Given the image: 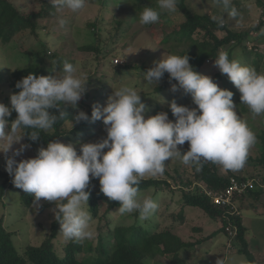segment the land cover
Returning a JSON list of instances; mask_svg holds the SVG:
<instances>
[{"label":"clouds","instance_id":"obj_1","mask_svg":"<svg viewBox=\"0 0 264 264\" xmlns=\"http://www.w3.org/2000/svg\"><path fill=\"white\" fill-rule=\"evenodd\" d=\"M51 3L59 13L61 25L65 23L66 10L76 12L85 6V0ZM178 3L179 0H157L155 8L144 6L139 14L140 24L158 23L161 13L176 12ZM217 3L230 16L237 15L232 0ZM212 19L220 26L225 22L223 15ZM214 65L239 91L240 102L254 116L264 115V73L230 59L226 51L219 52ZM141 73L143 80L155 87L167 73L170 81L174 79L184 93L191 95L195 107L173 100L169 107L175 121L164 111L145 116L148 106L141 100L140 92L121 85L113 89L104 106L93 104L90 117L83 110L72 117L76 123L100 120L106 133L97 141L81 143L79 153L71 143L51 140L46 147H39L34 157L19 161L14 158L30 147L20 143L25 135L36 141L41 131L67 119L64 107L76 108L86 93L87 80L77 75L68 60H64L59 74L30 72L15 83L19 91L10 94V107L0 102V153L7 154L13 143L20 144L13 156H5V170L17 188L33 194L37 204L44 200L56 205L55 218L65 241L82 242L92 236L90 213L85 208L90 178H97L101 192L119 202L121 214L135 212L141 220H147L158 205L152 196L140 194L144 177L162 175L171 159L197 171L204 162L218 164L225 170H239L256 143L255 133L236 111L233 93L194 70L186 52L162 55ZM177 84H172V91L177 90ZM12 111L17 115L9 121ZM186 142L187 150L181 151L179 146Z\"/></svg>","mask_w":264,"mask_h":264},{"label":"rangeland","instance_id":"obj_2","mask_svg":"<svg viewBox=\"0 0 264 264\" xmlns=\"http://www.w3.org/2000/svg\"><path fill=\"white\" fill-rule=\"evenodd\" d=\"M15 1L22 10L30 11L32 9H39L42 6L43 0ZM119 1L121 0L109 2L108 9L105 11L100 8L98 0H85V6L82 9L76 12L65 11V23L63 25L58 23V16L51 14L47 18L39 20L42 27L38 30L39 34L37 37L31 34L29 30H26L16 34L9 43H0V73L4 78L0 83V102L9 106L10 94L15 93L10 85V81L12 74L13 77L20 78L18 74H15L18 68H23L29 62H32L39 68L50 66L51 75H54L55 72L57 74L60 73L64 60H68L76 68L77 75L86 80L88 77L90 78V83L86 86L87 91L97 89L96 84H100L101 88L97 89V94L101 98L98 101L92 99L91 102L93 104L104 106L113 89L121 85H128L135 87L140 92L141 100L148 106L145 116L155 115L154 109L156 106L161 107L159 112L164 111L168 114L171 111L169 104L173 100L180 105L195 107L191 95L184 93L179 88L177 82L167 83L166 78L163 77L155 87V85H150L144 81L141 73L144 72L143 66H152L153 62L160 59L162 55L170 53L183 54L194 49L189 42L185 43V41H182L179 43L173 37L175 35L173 33L169 34L171 36L170 40H161L166 36L167 32L175 30L177 25L184 20L182 13L179 11L167 13V16H164L165 19H168L167 21L159 20L158 23L146 27L140 24L138 13H132L130 11L131 8L126 6L127 4L122 5L120 8L118 7V9L114 7L117 6L115 3ZM260 1L264 2V0ZM232 3L238 10L236 18L230 16L223 9V6L217 3V0H187V5L193 13L210 15L212 17L223 15L224 23L232 30H246L251 26H256L258 21L263 19L261 14L262 9L257 4V0H232ZM56 14L59 15L58 11ZM113 14L119 15L124 20L120 27L110 22ZM96 19L99 20L97 24L100 26L97 29L98 34H95L96 29H92L90 24V22L93 23ZM217 34L222 36L224 32H217ZM97 42H100V46L103 47L102 50L105 56L100 55L98 58V55L94 52L83 51L78 48L84 44H96ZM245 42L249 47L257 46L259 52L262 54L258 72L264 73V29H261L259 32L252 31L249 39ZM43 45L48 47L49 52H56L57 57H43L39 54ZM228 48L229 46H225L219 52H227ZM202 53L205 52L202 51ZM33 54L37 55L32 56ZM231 58L249 65L252 55L245 53L241 47H236L231 53ZM115 59H118L119 62L115 63ZM205 63L206 66L197 72L210 76L220 88L228 89L233 93L232 99L236 105L238 115L241 119L247 121L248 126L256 135V143L250 148L244 167L239 170L230 171L235 176L255 181V184L250 189L261 191L258 195L259 198L256 199L258 201H254L252 195H245V197L240 195V197L235 196L234 202L236 206L242 205L241 219L242 217H247V221L249 220L253 228H256V230L261 228L262 230V227H264V184L259 183L260 177H257L254 173L260 172L264 175V164L259 162V159L262 157L264 115L254 116L248 106L240 102L239 91L227 75L219 71L214 65L213 60H206ZM116 65L122 68L119 74L115 72ZM218 72L222 74L220 78L216 77ZM172 84H177L176 91H172ZM168 118L170 119L169 114ZM67 127H70V124H67ZM91 132L93 133L92 136H90ZM91 132L88 135L85 134L83 138H78L75 142L71 141L68 143L73 144L79 153V145L81 143L97 141L106 135L103 122L102 125L99 123L92 127ZM20 143L30 145V147L26 148L20 155L14 156L17 161L34 157L40 147L36 144L27 143L24 137ZM179 147L181 151H186L188 144L186 142ZM19 148L20 144L13 143L7 154L0 153V172L4 174L0 176V186L5 182V175L10 177L6 181L2 195H0V218H3L4 225L7 228L22 233V235H18L15 238L16 241L27 236L31 244L38 245L43 241L45 235L49 232L51 223L55 220L56 205L44 200H41L37 204L34 201L33 194L29 193L32 196V202L30 205L22 207L20 195L24 191L12 183V177L5 170V156H13L14 150ZM217 166L219 172L225 175L226 170L218 164ZM176 168H185L188 171L187 174H189L192 167L191 165H184L178 159H171L165 164V170L169 173H173V170ZM251 175L253 178H250ZM148 177L150 176H146L145 178ZM154 177L165 178L164 174ZM140 194L150 195L156 201L158 207L153 214L147 220H141L138 216L135 223L133 213L121 214L118 211L119 206H117L107 215L108 228L112 229L114 225L118 224L128 226L135 223L144 227V229L154 231L155 226H160L159 228H161L170 224L171 219L168 217V214L179 209V192H175L172 195L167 189L150 187L149 189L140 191ZM171 196L173 200H171ZM98 203L99 213H102L106 210L109 201L100 200ZM87 205H85V208L88 211ZM183 212L186 217L185 223L173 230L181 240L195 242L197 239L205 238L207 232H209L210 236H207L205 243L203 242L201 245H189V247L180 250L179 257L184 260L182 264H225L224 257L226 255L222 246L225 244L226 238L228 239V234L225 231L218 230V219H212L197 207L186 206L183 208ZM107 219H92L90 214L89 228L92 236L82 241L85 248L90 244L96 246L99 242L98 235L101 233L103 245L109 251H113L115 245L112 235L107 232ZM205 247L209 249L207 256L202 252ZM234 248L236 247L233 246ZM193 254H196V257ZM233 254H238V252ZM90 255L89 253L78 254V256H84L89 260H93L94 258ZM152 255L146 258L147 263L170 264L169 256H165L162 253L156 256ZM155 258L158 262H155ZM238 258L242 260L244 257Z\"/></svg>","mask_w":264,"mask_h":264},{"label":"trees","instance_id":"obj_3","mask_svg":"<svg viewBox=\"0 0 264 264\" xmlns=\"http://www.w3.org/2000/svg\"><path fill=\"white\" fill-rule=\"evenodd\" d=\"M111 1L117 0H98L100 8L105 11H107L108 4ZM115 4L117 6L114 7H117V9L118 7L120 8L122 5L127 4L126 6L131 8L130 11L132 13L135 12L139 15L144 6H152L155 8L157 6V0H121ZM257 4L262 9L261 14L263 19H260L256 26H251L243 31H237L229 29L225 23L223 26L218 25L210 15L193 13L187 5V0H179L177 11L182 13L184 20L177 25L175 30L167 32V34H165L166 36L161 40H170L171 36L169 34L173 33L175 34L173 37L176 38L179 43L182 41H185V43L189 42L194 49L186 52V54L189 56V63L196 71H201V69L206 66V60L214 61L220 49L225 46H229L227 53L230 59H232L231 53L236 47H241L245 53H250L252 58L250 59V62L248 61L249 66L254 67L258 71L262 54L259 52L257 46L248 47L245 42L249 39L252 31L259 32L261 29H264V2L257 0ZM56 13L57 9L53 7L51 0H43L42 6L39 9H32L30 11L22 10L15 0H0V43L7 44L16 34L26 30H29L31 34L37 37L39 34L38 30L42 27L39 20L47 18L51 14L58 16ZM166 14L167 13H161L160 20L167 21L168 19L164 18V16H167ZM110 22L117 25V27H120L124 20L121 19L119 15L113 14ZM97 23H99L98 19L93 23L90 22L92 29H96L95 34H98L97 29L100 27ZM151 25L145 26L149 27ZM164 31L166 30L164 29ZM217 32H224V34L219 36ZM78 48L83 51L94 52L98 55V58L100 55L105 56L102 50L103 47L100 46V42H97L96 44H84ZM202 51L205 53H202ZM39 54L43 57H57L56 52H49L46 45L42 46ZM36 55L33 54L32 56ZM150 67L151 66H143L142 69L146 71ZM121 70L122 68L116 65V74H119ZM30 72L34 75H51L52 73L50 66L39 68L32 62H29L25 67L18 68L15 72L20 78L13 77L12 74L10 85L15 93L19 91V89L15 87V83ZM221 76L222 74L220 72L216 74L217 78H220ZM163 77L166 78L167 83L176 82L174 79L170 81L167 73H165ZM3 79L4 78L0 73V83ZM89 83L90 78L88 77L86 86ZM96 85L99 90L101 88L100 84L97 83ZM97 89L86 91L77 103L76 108L62 106L68 114V118L59 121L52 129L41 131V136L36 141L30 140L28 136L25 135L24 138L27 143L46 147L47 143L51 140H59L65 144L71 141L75 142L78 138H83L85 134L88 135V133L91 132V128L96 126V124L100 123L102 125V121L100 120L95 122L81 121L79 123L72 120V117L78 110H83L89 115V117L91 116V109L93 106L91 100L96 99V101H98V99L101 98L97 94ZM160 109V106H156L154 113L159 112ZM51 111L55 110L53 109ZM168 114L170 120L175 121L172 112L170 111ZM16 115L15 111H12L11 115L8 117L9 121L15 119ZM67 124H70V127H67ZM92 135L93 133L90 136ZM261 149L262 157L259 159V162L264 164V138H262ZM191 167V172L189 174H187L188 171L185 168H176L173 170V173H169L165 170L163 173L165 178H156L154 176L148 178L144 177L139 185L140 191L149 189L150 187H161V189H167L172 195L175 192H179V209L168 214V217L171 219L170 224L161 228H159L160 226H155L154 231L144 229V227L135 224L139 214L134 212L135 223L128 226L118 224L114 225L112 229L108 228L107 215L114 207L119 206V202L110 200L101 192L99 180L97 178H90V183L86 188V191L89 192V199L87 201L88 211L90 212L92 219H107V232L112 235L115 245L113 251H109L103 245L101 233L98 235L99 242L96 246L90 244L85 248L81 241H65L59 231L60 225L56 218L51 223L49 232L38 245L31 244L27 239V236L16 241L15 238H17L18 235H22V233L7 228L4 225L3 218H0V264H153L147 263L146 258L149 255L153 254L152 256H156L160 253L169 256L170 264H182V261L184 262V260L179 257V251L189 247V245L192 246L203 241L202 239H197L195 242L183 241L173 232L176 227L182 226L185 223L186 217L183 208L186 206L197 207L204 213L208 214L212 219L220 218L221 224L219 223V231H225L227 224L236 227L237 234L234 242L235 244H239L238 252L245 257L246 264H255L254 256L248 249L247 240L245 239V229L241 224L240 214L227 213V209H223L213 204L211 199L203 191V186L215 191L223 189L227 186L228 179L231 176H234L241 181L249 179L235 176L230 170H226L225 175L221 174L217 164L212 162H204L199 171L193 166ZM254 174L257 177H260L259 183L264 184V175L260 172ZM3 175L4 174L0 172V176ZM252 175L250 178H253ZM9 179L10 177L5 175V182L0 186V195H2L6 181ZM260 192L261 191L247 188L245 192L242 194H236L235 196L240 197L241 195L245 197V195H252V197H257ZM20 198L22 201V207L30 205L32 202V196L29 193L23 192V194L20 195ZM100 200L109 201L106 210L102 213H99L98 202ZM171 200H173L172 196ZM237 208L241 211L242 205L237 206ZM83 253L91 254L90 256L94 259L89 260L84 256H78V254ZM155 262H158L156 258Z\"/></svg>","mask_w":264,"mask_h":264},{"label":"crops","instance_id":"obj_4","mask_svg":"<svg viewBox=\"0 0 264 264\" xmlns=\"http://www.w3.org/2000/svg\"><path fill=\"white\" fill-rule=\"evenodd\" d=\"M263 187H264V185H263ZM257 198H259V196H257V197L253 196L252 197V199H254V201ZM256 201H258V200H256ZM239 213L241 215V211H239ZM241 224L245 229V239L247 240V245H248L249 251L254 256L255 264H264V227H262V230H261V228H258V230H256V228H253V225L249 223V220L247 221V217L246 218L242 217ZM199 229H200V227H199ZM218 230H219V227H218ZM247 231H248V233H247ZM207 236H210L209 232H207L205 235V238L202 239L204 241H202L201 243L198 242V243H196V245H201L203 242L205 243ZM225 238H226V236H225ZM228 245H231V247H228ZM238 245L239 244H237V243L235 244L234 240L230 241L229 237H228V239L226 238V242L222 246L224 253L226 255L224 257L225 264L226 263L227 264H246L245 257L238 252V248H239ZM233 246H235L236 248L233 249ZM202 252L207 256L209 254V249H207L205 247V248H203ZM237 252H238V254H233V253H237ZM196 254H193V256L196 257ZM241 256L244 257V258H242V260H240L238 258Z\"/></svg>","mask_w":264,"mask_h":264},{"label":"built area","instance_id":"obj_5","mask_svg":"<svg viewBox=\"0 0 264 264\" xmlns=\"http://www.w3.org/2000/svg\"><path fill=\"white\" fill-rule=\"evenodd\" d=\"M208 61V60H207ZM119 60L115 59V63H118ZM254 185V182L251 180L241 181L236 177L231 176L228 179V184L226 187L220 190H210L204 187V193L211 199L213 204L219 206L223 209H227L229 214H239V210L234 202V197L236 194H242L247 188H251ZM221 224V219L217 218ZM225 231L228 234L230 241L235 240L237 234V228L227 224ZM231 247V245H228Z\"/></svg>","mask_w":264,"mask_h":264}]
</instances>
